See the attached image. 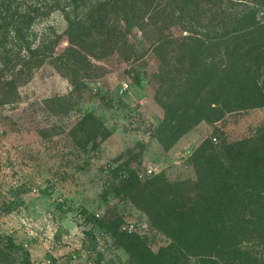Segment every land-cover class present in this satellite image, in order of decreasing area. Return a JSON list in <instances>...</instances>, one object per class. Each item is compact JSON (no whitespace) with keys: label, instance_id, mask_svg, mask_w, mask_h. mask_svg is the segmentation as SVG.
<instances>
[{"label":"trees","instance_id":"obj_1","mask_svg":"<svg viewBox=\"0 0 264 264\" xmlns=\"http://www.w3.org/2000/svg\"><path fill=\"white\" fill-rule=\"evenodd\" d=\"M57 11L66 22L62 34L34 32ZM148 26L157 33L151 52L159 65L151 78L163 110L155 132L163 153L201 122L264 108V0H0V56L11 72L0 81V98L14 101L16 79L47 61L86 64L105 57L117 37ZM165 26L181 35H163ZM36 37L44 38L35 45ZM63 37L68 46L58 53ZM144 87L138 75L116 100L128 107ZM112 100L104 103L110 107ZM211 140L186 160L193 180L159 174L140 181L128 161L112 169L118 178L112 194L128 199L170 239L158 253L141 237L118 231V222L94 220L86 209L81 215L109 232L135 264H264V125L238 141L217 146ZM86 144L95 149V135ZM19 251L22 264H33L21 245L0 236V264H14L11 255Z\"/></svg>","mask_w":264,"mask_h":264},{"label":"rangeland","instance_id":"obj_2","mask_svg":"<svg viewBox=\"0 0 264 264\" xmlns=\"http://www.w3.org/2000/svg\"><path fill=\"white\" fill-rule=\"evenodd\" d=\"M65 28L57 11L36 23L34 32L62 34ZM162 34L176 37L181 32L165 26ZM156 37L151 26L134 29L117 37L103 58L89 57L88 63L69 67L47 61L16 79L14 101L0 98V236L21 245L33 264H135L109 232L81 215L82 209L94 220L118 222V231L123 224H134V234L158 253L170 239L128 199L112 194L118 183L112 169L128 161L136 171L153 167L169 181L193 180L186 160L202 141L215 138L211 141L217 146L238 141L264 125V108L230 113L213 124L199 123L166 154L160 152L155 132L163 110L151 78L159 65L151 52ZM67 46L63 37L57 52ZM4 70L0 56V81L11 78ZM138 75L143 92L128 107L119 105L121 82H134ZM107 99H113L110 107ZM84 114L93 119L83 120ZM94 135L97 146L92 149L86 138ZM181 141L184 146L177 147ZM11 256L14 264H22L21 251Z\"/></svg>","mask_w":264,"mask_h":264},{"label":"built area","instance_id":"obj_3","mask_svg":"<svg viewBox=\"0 0 264 264\" xmlns=\"http://www.w3.org/2000/svg\"><path fill=\"white\" fill-rule=\"evenodd\" d=\"M132 76V75H131ZM130 80H124L123 82H121L120 84V94H125L129 91V86H130ZM213 142H216V139L213 138L212 139ZM137 178L140 181H144L154 175H156V171L153 167H145V169L137 171ZM121 232L127 233V234H134L136 232L135 230V225L132 223H127V224H123L121 225Z\"/></svg>","mask_w":264,"mask_h":264},{"label":"crops","instance_id":"obj_4","mask_svg":"<svg viewBox=\"0 0 264 264\" xmlns=\"http://www.w3.org/2000/svg\"><path fill=\"white\" fill-rule=\"evenodd\" d=\"M180 145H182V146H184V142L183 141H181L180 142V144L177 146V147H179ZM160 150V149H159ZM160 152H162V151H160ZM187 152V151H186ZM188 153V152H187ZM182 154V153H181Z\"/></svg>","mask_w":264,"mask_h":264}]
</instances>
